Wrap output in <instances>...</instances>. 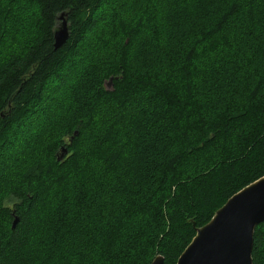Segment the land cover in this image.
I'll return each instance as SVG.
<instances>
[{
    "label": "trees",
    "instance_id": "obj_1",
    "mask_svg": "<svg viewBox=\"0 0 264 264\" xmlns=\"http://www.w3.org/2000/svg\"><path fill=\"white\" fill-rule=\"evenodd\" d=\"M128 8L0 0V264H177L264 177V0Z\"/></svg>",
    "mask_w": 264,
    "mask_h": 264
},
{
    "label": "water",
    "instance_id": "obj_2",
    "mask_svg": "<svg viewBox=\"0 0 264 264\" xmlns=\"http://www.w3.org/2000/svg\"><path fill=\"white\" fill-rule=\"evenodd\" d=\"M61 15V25L54 35L55 50L70 38L67 20ZM113 78L105 83L111 89ZM78 135L75 132L71 140ZM68 154L62 148L59 161ZM18 218L14 220L16 226ZM264 223V177L234 195L216 212L213 219L197 229L196 237L179 258L177 264H253L252 251L256 228ZM161 257L152 264H163Z\"/></svg>",
    "mask_w": 264,
    "mask_h": 264
},
{
    "label": "rangeland",
    "instance_id": "obj_3",
    "mask_svg": "<svg viewBox=\"0 0 264 264\" xmlns=\"http://www.w3.org/2000/svg\"><path fill=\"white\" fill-rule=\"evenodd\" d=\"M45 114V112H43V115ZM40 116L38 117V119L36 121H34L35 125L41 120V119H44V117ZM32 135V134H31ZM23 136V141H21V138L22 137H16L15 140H14V146L15 148H17V154H15V156L10 152L11 150H3V149H0V159H5V158H8L9 156H14V158L16 157V155H19L20 154H24L27 150H28V146L32 143L30 140H29V137L31 136ZM1 161V160H0ZM2 162H0L1 164ZM1 167V165H0ZM194 240V239H193ZM193 242V241H192ZM191 242V243H192Z\"/></svg>",
    "mask_w": 264,
    "mask_h": 264
},
{
    "label": "snow or ice",
    "instance_id": "obj_4",
    "mask_svg": "<svg viewBox=\"0 0 264 264\" xmlns=\"http://www.w3.org/2000/svg\"><path fill=\"white\" fill-rule=\"evenodd\" d=\"M156 0H121L122 6L126 11H130L128 5H133L135 7H139L140 5H144L145 7L149 6L151 3H155Z\"/></svg>",
    "mask_w": 264,
    "mask_h": 264
}]
</instances>
